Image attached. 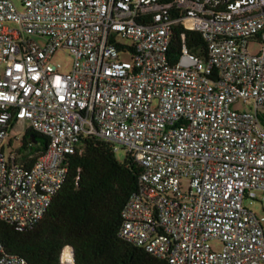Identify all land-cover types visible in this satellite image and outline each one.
I'll return each mask as SVG.
<instances>
[{"label": "built area", "instance_id": "built-area-1", "mask_svg": "<svg viewBox=\"0 0 264 264\" xmlns=\"http://www.w3.org/2000/svg\"><path fill=\"white\" fill-rule=\"evenodd\" d=\"M177 25L205 59L183 32L171 61ZM17 125L47 148L7 150ZM96 140L144 169L123 240L170 264H264V216L244 203L264 199V0H0V220L34 227ZM56 238L49 264H77ZM0 264L29 262L0 241Z\"/></svg>", "mask_w": 264, "mask_h": 264}, {"label": "trees", "instance_id": "trees-1", "mask_svg": "<svg viewBox=\"0 0 264 264\" xmlns=\"http://www.w3.org/2000/svg\"><path fill=\"white\" fill-rule=\"evenodd\" d=\"M183 32L192 53L205 59L207 43L202 34L177 25L170 45L171 61L175 63L181 54ZM31 135L38 142L36 151L47 148L48 138L29 128L23 136V149ZM67 164L65 183L34 227L19 231L0 220V241L8 251L25 257L29 264H49L58 247V234L65 244L70 241L77 264H170L119 236L122 210L139 192L144 171L131 155L121 162L113 143L96 140L79 164L75 157ZM64 253L63 249L58 256L64 259Z\"/></svg>", "mask_w": 264, "mask_h": 264}, {"label": "rangeland", "instance_id": "rangeland-1", "mask_svg": "<svg viewBox=\"0 0 264 264\" xmlns=\"http://www.w3.org/2000/svg\"><path fill=\"white\" fill-rule=\"evenodd\" d=\"M129 42V40H126ZM257 48V46L252 45L251 46V50H255ZM123 59H130V55L129 54H125L122 55ZM53 63L55 64H60V70L64 73H69L71 72L72 68H73V57L69 54V52L67 50H58L54 57H53ZM27 129V125L22 126V125H17L11 132V145H6V149L10 150H18L21 149V151L23 152V147H22V140H23V136L26 132ZM8 143V141H7ZM119 150L116 152V157L119 161L123 162L126 158V150L122 147L119 146ZM245 205L248 206L252 211H254L255 213H257L258 216L262 217L264 216V199L262 198V196L260 195V197L258 199H249L246 198L244 201ZM214 246L218 247L220 246L219 243H214Z\"/></svg>", "mask_w": 264, "mask_h": 264}, {"label": "water", "instance_id": "water-1", "mask_svg": "<svg viewBox=\"0 0 264 264\" xmlns=\"http://www.w3.org/2000/svg\"><path fill=\"white\" fill-rule=\"evenodd\" d=\"M31 137H33V138L36 140V138H35V136H34V135H31Z\"/></svg>", "mask_w": 264, "mask_h": 264}]
</instances>
